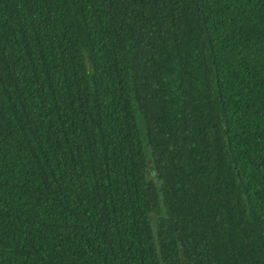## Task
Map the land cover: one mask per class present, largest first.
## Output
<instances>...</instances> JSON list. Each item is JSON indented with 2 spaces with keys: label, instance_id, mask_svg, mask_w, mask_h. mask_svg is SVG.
Listing matches in <instances>:
<instances>
[{
  "label": "trees",
  "instance_id": "16d2710c",
  "mask_svg": "<svg viewBox=\"0 0 264 264\" xmlns=\"http://www.w3.org/2000/svg\"><path fill=\"white\" fill-rule=\"evenodd\" d=\"M0 264H264V0H0Z\"/></svg>",
  "mask_w": 264,
  "mask_h": 264
},
{
  "label": "rangeland",
  "instance_id": "374dc122",
  "mask_svg": "<svg viewBox=\"0 0 264 264\" xmlns=\"http://www.w3.org/2000/svg\"><path fill=\"white\" fill-rule=\"evenodd\" d=\"M154 174H155V172H154Z\"/></svg>",
  "mask_w": 264,
  "mask_h": 264
}]
</instances>
